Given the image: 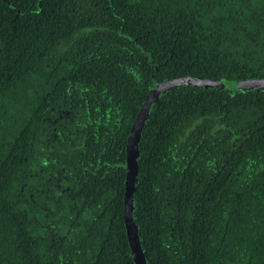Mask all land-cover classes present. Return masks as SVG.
I'll return each mask as SVG.
<instances>
[{
    "label": "trees",
    "instance_id": "trees-1",
    "mask_svg": "<svg viewBox=\"0 0 264 264\" xmlns=\"http://www.w3.org/2000/svg\"><path fill=\"white\" fill-rule=\"evenodd\" d=\"M185 76L264 79V0H0V264H135L127 139ZM133 217L147 264H264V90L166 92Z\"/></svg>",
    "mask_w": 264,
    "mask_h": 264
},
{
    "label": "water",
    "instance_id": "water-1",
    "mask_svg": "<svg viewBox=\"0 0 264 264\" xmlns=\"http://www.w3.org/2000/svg\"><path fill=\"white\" fill-rule=\"evenodd\" d=\"M182 86H198L206 89L217 88L219 90H264V79H248V80H217L205 79L192 76H185L182 78L165 80L158 83L148 93L140 111L132 125L130 134L126 145V159H127V175L125 181V205H124V219L126 232L128 236L131 253L135 264H147L145 254L141 247L140 237L137 225L134 221V194L135 183L138 175V156L139 143L144 131L145 123L151 113L153 105L160 100V98L169 90Z\"/></svg>",
    "mask_w": 264,
    "mask_h": 264
}]
</instances>
